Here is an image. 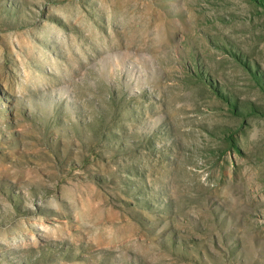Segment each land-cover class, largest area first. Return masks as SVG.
I'll return each mask as SVG.
<instances>
[{
  "label": "rangeland",
  "instance_id": "rangeland-1",
  "mask_svg": "<svg viewBox=\"0 0 264 264\" xmlns=\"http://www.w3.org/2000/svg\"><path fill=\"white\" fill-rule=\"evenodd\" d=\"M0 264H264V0H0Z\"/></svg>",
  "mask_w": 264,
  "mask_h": 264
}]
</instances>
